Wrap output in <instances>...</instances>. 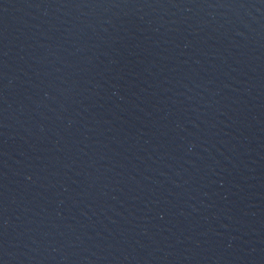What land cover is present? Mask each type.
Returning <instances> with one entry per match:
<instances>
[{
    "label": "water",
    "instance_id": "water-1",
    "mask_svg": "<svg viewBox=\"0 0 264 264\" xmlns=\"http://www.w3.org/2000/svg\"><path fill=\"white\" fill-rule=\"evenodd\" d=\"M0 264H264V0H0Z\"/></svg>",
    "mask_w": 264,
    "mask_h": 264
}]
</instances>
